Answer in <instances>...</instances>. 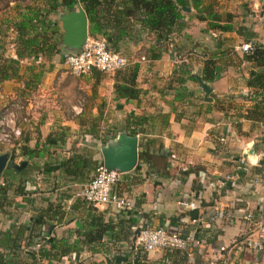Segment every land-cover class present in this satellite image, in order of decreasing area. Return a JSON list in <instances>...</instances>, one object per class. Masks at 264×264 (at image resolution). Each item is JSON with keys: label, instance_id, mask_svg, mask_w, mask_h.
<instances>
[{"label": "crops", "instance_id": "0c3cea01", "mask_svg": "<svg viewBox=\"0 0 264 264\" xmlns=\"http://www.w3.org/2000/svg\"><path fill=\"white\" fill-rule=\"evenodd\" d=\"M1 1L4 16L19 6L14 0ZM209 1L213 3L208 14H216L215 19L188 6L179 29L160 46L144 32L125 39V48L116 52L127 64H138L135 81L140 92L133 100L115 98L113 73L73 77L59 53L49 59L39 54L16 58L7 47V36L0 38V59H17L16 76L0 81L4 95L0 109L14 99L27 114V121L20 124L21 135L10 144H0V154L13 155L0 174V184L9 183L0 203V235L23 228L24 235L31 229L38 234L36 240L66 239L73 251L56 264H264L262 255L238 246L254 230L253 226L247 230L238 211L257 206L264 210V190L250 181L264 177V166L258 163L264 144L253 139L264 135L260 133L264 127L237 116L251 105L254 91L245 83L253 63L244 58L239 45L264 41V0ZM31 4L16 8L17 14L9 19L13 27L26 7L38 3ZM151 53L158 56L150 58ZM209 59L214 76L206 81L201 70ZM188 75L207 83L208 99L196 78H185ZM179 76L185 78L187 95L175 99ZM101 127L114 130L112 138L121 131L129 134L131 128L141 131L135 135V166L122 173L113 187L131 199L130 210L87 204L68 193L83 182L57 171L34 180L48 163L72 153L99 163L101 142L93 132L100 133ZM252 146L255 154L249 155ZM25 148L35 150L29 159L23 154ZM141 148L144 156H139ZM7 171L12 173L3 177ZM93 218L109 221L114 237L108 231L97 242H81V231ZM121 220L130 223L129 231L121 229ZM139 221L171 233L193 231L196 244L184 251H141L129 239L130 227Z\"/></svg>", "mask_w": 264, "mask_h": 264}, {"label": "trees", "instance_id": "16d2710c", "mask_svg": "<svg viewBox=\"0 0 264 264\" xmlns=\"http://www.w3.org/2000/svg\"><path fill=\"white\" fill-rule=\"evenodd\" d=\"M35 1L38 4L26 7L25 12L14 23L16 37L12 49L16 58L39 54L49 59L57 53L62 57L64 49L60 45L61 31L59 32L56 21L48 17L63 7L67 11L80 6L87 20V34L92 37L100 36L104 38L107 47L115 52L120 48H125L126 38L132 40L141 32L152 34L155 42L160 46L161 42H165L172 32L179 29L182 7L184 6H191L196 12L205 13L211 19H215L216 15L208 14L213 2H207V0ZM208 25L209 27H219L215 23H208ZM157 56L158 53L150 54V58H156ZM244 58L253 63V68L249 70L245 83L247 87L254 89V91L251 97V105L243 113H237V116L257 122L264 127V41L260 44H253L251 52L246 53ZM16 66L17 59L10 57L1 58L0 81L15 77ZM137 69V62H131L123 69L113 73V94L115 98L133 100L138 97L140 89L135 81ZM97 71L93 69L91 73ZM213 76V61L209 59L204 62L201 78L211 81ZM185 78L195 79L193 75H188ZM185 78L180 76L176 78L179 85L175 99H181V97L187 95L183 86ZM128 132L131 135H137L141 131L131 128L128 129ZM113 133L114 130L107 129L98 134L93 132V137L104 143L113 137ZM34 152V149L25 148L23 154L29 159ZM144 154L145 151L141 148L139 156H144ZM9 158L12 159L13 155L9 156ZM258 163L264 166V156L259 159ZM96 165L97 162L91 160L90 157L80 153H72L65 158L52 162V164L48 163L40 172L49 174L57 171L63 176L75 177L78 182L84 183L89 179V174ZM10 173L8 171L7 173L3 172L2 175L4 177V175H10ZM8 184L7 181L0 184V203L5 199ZM15 190L20 193L21 188L17 187ZM41 222V220H38L37 225H40ZM120 224L122 230L129 231L130 223L127 220H121ZM23 231V228H18L14 234L2 233L0 235V264H56L60 262L63 256L73 251L71 249L73 245H68L66 239L61 237L45 239L36 250H32L30 246L37 241L36 238L39 235L32 234V229L27 231L25 235ZM108 231L112 232V226L109 221H103L100 218L90 219L86 224V228L81 231V242H97L101 235ZM131 233L132 236L129 239L132 240L131 244H133V232L131 231ZM117 234L120 235V233ZM112 236L114 237L113 232ZM129 239L128 241H131Z\"/></svg>", "mask_w": 264, "mask_h": 264}, {"label": "built area", "instance_id": "2783aa9c", "mask_svg": "<svg viewBox=\"0 0 264 264\" xmlns=\"http://www.w3.org/2000/svg\"><path fill=\"white\" fill-rule=\"evenodd\" d=\"M10 37L7 47L13 48L16 37V30L10 27ZM13 40V41H12ZM239 49L244 53H250L252 45L243 42ZM62 64L69 75L74 77L90 74L95 69L101 73L112 74L117 70L123 69L127 65V59L118 52L112 51L107 47L104 38L100 36H86L79 51H63ZM38 59V57H37ZM143 60V57H140ZM4 95L0 92V99ZM18 121V122H17ZM27 121V114L24 106L18 100H8L0 109V144H10L14 139L21 135L20 124ZM103 127L100 128V131ZM222 140V138H219ZM240 163L244 158L239 159ZM122 173L117 169H108L102 164L97 163L92 176L83 184L74 189L73 195L92 206H111L116 210H130L133 205L131 199L124 194H118L113 190L114 185L119 181ZM42 173L34 175V180L39 182ZM225 179L230 177L225 176ZM251 183L259 189L264 190V177H252ZM239 217L247 224V230L253 226L246 237L239 241L238 246L249 250L253 254H260L264 257V210L261 206L255 209L238 211ZM133 244L142 251H151L155 249L166 250H186L196 244L193 231H187L185 234L167 232L163 227H148L141 222L133 224ZM42 243L37 239L30 247L36 250Z\"/></svg>", "mask_w": 264, "mask_h": 264}, {"label": "water", "instance_id": "95a60500", "mask_svg": "<svg viewBox=\"0 0 264 264\" xmlns=\"http://www.w3.org/2000/svg\"><path fill=\"white\" fill-rule=\"evenodd\" d=\"M182 10H189L188 7H182ZM61 28L60 45L64 51L77 52L79 51L83 41L87 36V20L80 6L73 9L65 10L62 8L58 15ZM197 84L204 94L205 99H208L210 91L209 86L200 76H195ZM100 164L108 169H117L124 173L132 170L137 159V138L135 135H130L125 131L119 132L114 138L108 139L100 145ZM247 154L254 155V146L247 151ZM7 154H0V174L4 167H8ZM24 162H20L23 165ZM16 167V166H13ZM15 169V168H13Z\"/></svg>", "mask_w": 264, "mask_h": 264}, {"label": "rangeland", "instance_id": "374dc122", "mask_svg": "<svg viewBox=\"0 0 264 264\" xmlns=\"http://www.w3.org/2000/svg\"><path fill=\"white\" fill-rule=\"evenodd\" d=\"M14 1H16V3H19L18 5L19 6H15V8H13V10H15V11H13V12H9V14L7 15V16H4L3 14H6V12H0V18H1V20H0V24H3V26H0V38H2L3 37V39L5 38V36H7V39L5 40V42H9L10 40H9V37H10V27H13L11 24H12V22L10 21V20H12V15L13 16H15V14H17V12H16V8L17 9H20V7H23V6H30V5H32L31 3H32V0H14ZM3 5V1H1L0 2V7ZM12 9V8H11ZM11 9L9 8L8 9V11H11ZM5 11H7V10H5ZM61 13V9H58L55 13H53V14H50V16L53 18L54 17V20H56V22H58V29H59V32L61 31V28H60V21H59V18H58V15ZM10 19V20H9ZM6 21L8 22V23H6ZM4 22H5V24H4ZM6 31H8V34L6 33ZM69 74V73H68ZM71 76V75H70ZM74 77V76H73ZM105 130V127L101 130V131H104ZM260 133H264V129H263V132H262V130H260ZM254 138V140H256V144L258 145V144H260V145H262V144H264V135L263 134H261V136H258L257 134H256V136H253ZM262 139V142L260 141L261 139ZM102 144V143H101ZM10 159V158H9ZM74 189L75 188H70V190H68V193H70V194H72L73 193V191H74ZM240 247V246H239ZM241 248V247H240ZM242 249V248H241Z\"/></svg>", "mask_w": 264, "mask_h": 264}]
</instances>
